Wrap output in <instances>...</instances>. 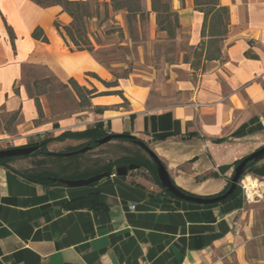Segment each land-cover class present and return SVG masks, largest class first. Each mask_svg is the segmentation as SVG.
Returning a JSON list of instances; mask_svg holds the SVG:
<instances>
[{
  "label": "crops",
  "instance_id": "crops-1",
  "mask_svg": "<svg viewBox=\"0 0 264 264\" xmlns=\"http://www.w3.org/2000/svg\"><path fill=\"white\" fill-rule=\"evenodd\" d=\"M174 2L177 30L188 32L190 44L197 45L203 13L193 0ZM219 4L230 14L221 58L210 61L180 103L155 105L144 89L122 84L110 87L122 91V96H94L91 106L59 115L57 105L63 98L49 100L42 92L38 99L43 116L38 123L28 83L34 87V82L51 77L67 84L74 78L81 86L99 90L101 82L92 74L107 82L111 75L91 52L77 50L58 31L55 21L60 26L71 22L62 6L0 0V107L19 112L23 140L56 137L64 130L98 123L112 134L130 133L162 161L175 185L193 195L215 196L233 173L232 166L223 173L218 167L264 144V0H219ZM35 28H41L47 41L31 35ZM28 68L42 73L30 80ZM65 90L74 95L68 84ZM28 159L9 165L30 169ZM249 170L247 177L264 186V158ZM211 172L217 175L205 176ZM110 175L88 187L62 183L46 187L0 165V264H251L254 260L247 253L258 237V213L241 196L200 205L166 195L146 168L132 169L126 176ZM90 192L98 193L102 207L66 205Z\"/></svg>",
  "mask_w": 264,
  "mask_h": 264
},
{
  "label": "rangeland",
  "instance_id": "rangeland-1",
  "mask_svg": "<svg viewBox=\"0 0 264 264\" xmlns=\"http://www.w3.org/2000/svg\"><path fill=\"white\" fill-rule=\"evenodd\" d=\"M161 1L169 2L171 9L174 10V0ZM148 2L150 3V0ZM141 3L143 13L130 24L127 23L123 11H112L110 7L107 15L101 6L98 17L83 18L84 29L94 47L91 54L111 75L109 82L117 81L119 86L122 84L138 86L148 93L149 101L155 105L167 106L180 103L183 95L188 92V87L195 85L200 74L209 69L210 61L204 60L203 51L196 50L197 45L190 44L191 39L188 32L177 30L174 37H169L165 31L160 30L154 11L153 18L149 17V13L152 12L151 3L150 8L146 0H141ZM174 4L177 5L176 2ZM41 73L40 70L28 68L30 80L37 75L40 76ZM42 90L48 94L49 100L56 101L58 95L63 98L62 104L57 105L59 115H65L81 108L76 104L73 94H69L60 83L55 82L51 77L41 80V84L33 89L35 93H40ZM99 91H112V89L99 83ZM10 115L11 113L0 107V150L19 146L25 141L36 140L34 137L23 140L24 131L19 126V117L12 121ZM37 122L40 123L42 120ZM44 137L47 136L40 139ZM77 141L66 139L50 142L46 147L50 152H58L74 143L77 144ZM131 155L143 156V153L131 143L123 145L121 141H115L101 144L98 148L88 150L73 160L66 157L59 160L48 157H30L27 162L35 168L46 167L58 172L66 164L78 163L82 167L101 166L107 160L112 161ZM114 171L115 169L113 173ZM246 171L243 177L249 176L250 170ZM262 189L260 198L249 202L258 213L255 222L258 237L248 246L247 253L248 256L254 258L251 264H264V187ZM225 264L238 263L228 261Z\"/></svg>",
  "mask_w": 264,
  "mask_h": 264
},
{
  "label": "trees",
  "instance_id": "trees-1",
  "mask_svg": "<svg viewBox=\"0 0 264 264\" xmlns=\"http://www.w3.org/2000/svg\"><path fill=\"white\" fill-rule=\"evenodd\" d=\"M36 5H40L43 7H49L53 6L54 4L62 6L63 10L67 13V15L70 16L71 22L67 26H60L58 21H55L54 24L58 31L60 33H64L67 38L71 41L74 48L77 50H83L86 49L89 52H92L94 50V47L92 46L88 33H86L84 29V17H98L100 14L101 6L103 8L104 13L108 14V9L112 11H123L125 13V18L128 24H130L133 20H136L137 16L139 17L143 13L142 3L141 0H109V3H100L98 0H32ZM195 7L199 11H201L204 15V20L201 26V40L199 43H197L196 50L201 49L203 51V58L205 61H212V60H218L221 58V41L224 39L225 35L228 33V25H229V9L227 6H222L219 4V0H193ZM151 3V10L152 12H155L156 22L160 30L165 31L169 37H174L176 34V31L179 27L178 23V16L176 11L171 9L169 2H163L161 0H150ZM8 33L11 39L13 38L9 28ZM36 39H41L43 41H47V37L43 34L41 28H35L32 31L31 34ZM201 51V53H202ZM246 55L249 56V54L246 52ZM98 81H100L105 87H113L117 85V81L113 82H107L103 79H101L99 76H96L95 74H92ZM41 84V81L39 84H36L34 82V87H31L28 83V93L31 94V96L34 98L35 105L37 107L38 111V120H40L43 116L42 113V107L39 104L38 96L41 95L43 90L40 91V93H35L33 89ZM68 86L71 88V90L74 92V98L75 102L78 106L81 108H85L86 106L90 105V98L94 96L99 95H113L118 94L122 96V91L120 90H113V91H99L96 90L95 87L88 88L86 86H81L78 84V82L74 78H70L68 80ZM67 84H61V86L65 89L67 87ZM69 92V91H68ZM71 92H69L70 94ZM72 94V93H71ZM78 99V100H77ZM19 112L14 111L10 115V119L12 121L16 120L18 118ZM37 120V121H38ZM109 134L107 129H104L102 127V124L98 123L94 126H87L83 130H64L58 134L56 137L47 136L44 137V139H40L38 136V139L34 141H29L26 144L20 145V146H27L30 147V145L38 146V150L30 153L29 155H22V156H16V157H9V158H1L0 165L5 166L6 168L13 171L15 174H20L23 178H25L28 181L36 182L38 184H41L46 187L50 186H59L60 182H58L55 178H88V176L92 174H99L104 171H107L109 173H113V169H116L118 166L122 165H129L130 163H136L139 165L140 168H146L147 172L151 175L152 179L160 185L158 176L156 174L155 170V164L151 158V156L145 151L142 150L141 147L137 146L132 138H116L117 141L131 143L135 146H137L141 152L142 155H131L130 157L122 156L119 158H116L115 160H107V162L103 163L101 166H89L82 167L78 163L73 164H66L64 167L60 168V170L53 171L48 168H35L30 167V169H14L11 165H9L11 162L16 161V159L20 158H30V157H48L51 159L59 160L63 158H70V160H73L74 158H77L78 156L86 153H73L70 156H57L53 153L58 152H73L74 150L81 149L82 147L89 146L90 150L98 148L100 145L97 143L98 140H100L102 137H105ZM235 135H242V132H236ZM66 139L72 140H78L79 143L72 145L70 147H67L65 149H61L58 152H50L47 149V144L50 142H58V141H64ZM223 139H215V141H222ZM88 151V150H87ZM244 158V157H243ZM243 158L237 159L234 162L230 163V165H221L218 167V171L225 172L227 169L230 168V166L237 165ZM256 162L250 161L245 166V172L246 170H249ZM233 174V173H232ZM231 174V176H232ZM244 174L241 178H243ZM217 172H211L205 176H216ZM240 178V179H241ZM230 179H228L225 189H223L221 192L217 193V195L224 193L228 188L230 184ZM97 182L91 183L89 185H94ZM173 183V181H172ZM175 184V183H173ZM177 186V185H176ZM178 187V186H177ZM180 190L188 194L189 192H186L181 187H179ZM166 195L169 197L174 198L169 192L166 191L165 188H162ZM241 187L237 184V187L234 189V191L231 193V195L227 196L225 199H223L220 202L226 201L231 199V197L235 196H241ZM215 195V196H217ZM213 197V196H212ZM176 198V197H175ZM69 207L75 208V207H102L103 205L100 203L98 198L97 192H90L86 196H81L78 198H75L68 204H66Z\"/></svg>",
  "mask_w": 264,
  "mask_h": 264
},
{
  "label": "water",
  "instance_id": "water-1",
  "mask_svg": "<svg viewBox=\"0 0 264 264\" xmlns=\"http://www.w3.org/2000/svg\"><path fill=\"white\" fill-rule=\"evenodd\" d=\"M121 137H126V138H132L134 143L141 147L142 150H145L152 158L154 164H155V170L156 174L158 176L160 186L162 188H165L167 192H169L173 197L179 198L183 201L187 202H193L196 204H215L217 202L222 201L225 199L227 196L231 195V193L234 191V189L237 187V184L242 177V175L245 172V166L248 162L253 161V162H258V160H261L264 158V144L259 146L257 149L254 151L250 152L247 155H244V158L233 167V174L230 179V186L229 188L222 194H219L217 196H197L193 195L191 193L186 194L182 190H180L179 187H177L175 184L172 183L171 177L169 173H167V170L162 163V161L155 156V154L151 151V149L148 147V145L145 144L140 139H137L135 136L132 134H125V133H115V134H109L105 137H102L100 140L97 141L99 145L110 142L112 140H115L116 138H121ZM38 146H33L30 145V147L27 146H15L12 148H3L0 150V160L1 158H9V157H16V156H22V155H29L30 153L38 150ZM87 150H90L89 146L87 147H82L81 149L74 150L73 152H58V153H53L55 155L59 156H70L73 153H84L87 152ZM139 168V165L136 163H130L129 165H122L116 167L113 175H119V176H126L127 172ZM111 173L104 171L99 174H92L88 176V178H74V179H69V178H55L58 182L66 185L67 187L74 188V187H82V186H88V184L98 182L102 180L105 177H110Z\"/></svg>",
  "mask_w": 264,
  "mask_h": 264
},
{
  "label": "built area",
  "instance_id": "built-area-1",
  "mask_svg": "<svg viewBox=\"0 0 264 264\" xmlns=\"http://www.w3.org/2000/svg\"><path fill=\"white\" fill-rule=\"evenodd\" d=\"M245 177H246V175H245ZM245 177H243L242 179H240V181L238 182V185H240L241 190H242V192H241V198L243 199V201L245 203L246 202H248V203L249 202H254L258 198H260L261 192L263 191L262 187H264V186L260 182H258L257 179H254L259 184V186H257L255 188V190H254V193L251 196H249L248 195V187H247V185H244V182H243L244 179H245Z\"/></svg>",
  "mask_w": 264,
  "mask_h": 264
},
{
  "label": "bare ground",
  "instance_id": "bare-ground-1",
  "mask_svg": "<svg viewBox=\"0 0 264 264\" xmlns=\"http://www.w3.org/2000/svg\"><path fill=\"white\" fill-rule=\"evenodd\" d=\"M243 182H244V185H247V187H248V195L249 196H251L254 193L255 186H259V184L257 182H255L254 180H252L250 177H247Z\"/></svg>",
  "mask_w": 264,
  "mask_h": 264
}]
</instances>
